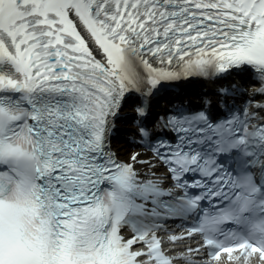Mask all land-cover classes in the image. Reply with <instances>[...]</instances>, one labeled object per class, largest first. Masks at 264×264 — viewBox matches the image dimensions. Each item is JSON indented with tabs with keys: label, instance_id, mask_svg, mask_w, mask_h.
Masks as SVG:
<instances>
[{
	"label": "snow or ice",
	"instance_id": "1",
	"mask_svg": "<svg viewBox=\"0 0 264 264\" xmlns=\"http://www.w3.org/2000/svg\"><path fill=\"white\" fill-rule=\"evenodd\" d=\"M232 75L264 0H0V264H264V103L154 116Z\"/></svg>",
	"mask_w": 264,
	"mask_h": 264
},
{
	"label": "bare ground",
	"instance_id": "2",
	"mask_svg": "<svg viewBox=\"0 0 264 264\" xmlns=\"http://www.w3.org/2000/svg\"><path fill=\"white\" fill-rule=\"evenodd\" d=\"M118 151L121 153V155L123 157H126L127 154L129 152H131L132 150H129V148L127 146H122V144H121V145L118 146ZM161 174H163V171L161 172Z\"/></svg>",
	"mask_w": 264,
	"mask_h": 264
}]
</instances>
